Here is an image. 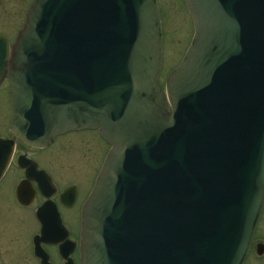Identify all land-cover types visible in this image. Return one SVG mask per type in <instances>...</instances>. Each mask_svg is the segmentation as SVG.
Here are the masks:
<instances>
[{
    "label": "water",
    "instance_id": "1",
    "mask_svg": "<svg viewBox=\"0 0 264 264\" xmlns=\"http://www.w3.org/2000/svg\"><path fill=\"white\" fill-rule=\"evenodd\" d=\"M181 1L192 35L163 86L156 0H33L12 42L0 33L12 134L42 146L94 129L109 145L81 208V264L249 252L264 203V0ZM10 153L0 138V177Z\"/></svg>",
    "mask_w": 264,
    "mask_h": 264
},
{
    "label": "flooded vegetation",
    "instance_id": "2",
    "mask_svg": "<svg viewBox=\"0 0 264 264\" xmlns=\"http://www.w3.org/2000/svg\"><path fill=\"white\" fill-rule=\"evenodd\" d=\"M162 35L161 27V43ZM12 116L8 88L2 81L0 138L11 142V153L0 184L6 180L14 215L26 227L24 237L13 240V258L16 264H81V208L109 145L94 129L66 131L42 146L29 145L10 131ZM96 142L102 146L99 162ZM66 149L74 153L66 155ZM257 243L261 242L252 239L250 248L254 245L255 250Z\"/></svg>",
    "mask_w": 264,
    "mask_h": 264
},
{
    "label": "rangeland",
    "instance_id": "3",
    "mask_svg": "<svg viewBox=\"0 0 264 264\" xmlns=\"http://www.w3.org/2000/svg\"><path fill=\"white\" fill-rule=\"evenodd\" d=\"M30 3L31 0H0V33L10 42L20 28ZM156 3L163 31L159 75V82L163 86L166 75L178 63L189 43L192 24L181 0H156ZM72 137L74 139L71 142H75V136ZM101 147L96 142L98 162L102 154ZM64 153L70 155L74 152L66 149ZM9 196L10 189L5 180L0 184V264H16L17 260L12 255L13 240L23 238L26 233V227L21 225L18 217L14 215ZM253 241L264 244V207L257 222ZM243 264H264V253L257 256L252 245Z\"/></svg>",
    "mask_w": 264,
    "mask_h": 264
}]
</instances>
